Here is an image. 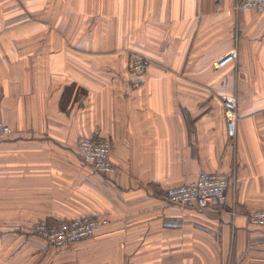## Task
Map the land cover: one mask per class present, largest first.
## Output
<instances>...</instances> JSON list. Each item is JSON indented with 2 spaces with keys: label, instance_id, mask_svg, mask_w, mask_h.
<instances>
[{
  "label": "crops",
  "instance_id": "1",
  "mask_svg": "<svg viewBox=\"0 0 264 264\" xmlns=\"http://www.w3.org/2000/svg\"><path fill=\"white\" fill-rule=\"evenodd\" d=\"M235 7L0 0V120L11 130L0 141V263L12 247L30 252L38 221L98 215L108 224L79 242L83 264H264V228L245 217L264 209V8ZM235 32L236 61L216 69ZM133 55L150 61L138 89ZM232 94L233 140L220 100ZM85 136L111 141L116 172L80 160ZM203 172L231 176L222 205L164 201Z\"/></svg>",
  "mask_w": 264,
  "mask_h": 264
},
{
  "label": "built area",
  "instance_id": "2",
  "mask_svg": "<svg viewBox=\"0 0 264 264\" xmlns=\"http://www.w3.org/2000/svg\"><path fill=\"white\" fill-rule=\"evenodd\" d=\"M236 10L264 8V0H236ZM237 44V39H236ZM237 58L236 46L223 54L214 63L219 69L232 63ZM150 67L146 57L133 55L129 59L127 72L129 86L141 88ZM224 108L226 132L230 139L236 136L237 102L233 95L221 96ZM264 114V111H263ZM10 128L0 120V141L7 139ZM80 160L98 174H110L116 171L111 161L112 144L109 139L85 136L76 145ZM231 176L219 172L200 173L195 181L172 187L166 190V202L169 204L188 207L195 206L204 210L214 204L222 205L226 200V192L230 186ZM248 223L264 228V209L256 210L245 215ZM108 224V219L102 216H84L76 219L49 225L44 221L30 227L32 235L53 246H66L70 243L93 236L99 229Z\"/></svg>",
  "mask_w": 264,
  "mask_h": 264
},
{
  "label": "rangeland",
  "instance_id": "3",
  "mask_svg": "<svg viewBox=\"0 0 264 264\" xmlns=\"http://www.w3.org/2000/svg\"><path fill=\"white\" fill-rule=\"evenodd\" d=\"M237 36H238L237 32H235V34H234V43H235L234 46H236V39H238ZM234 62H232V63H234ZM221 68H223V67H221ZM221 68H219V69H221ZM128 85H129V82H128ZM233 96L236 98L235 95H233ZM220 100H221V98H220ZM236 102H237V99H236ZM263 111H262V115L264 118ZM237 116H238V105H237ZM224 120H225V117H224ZM95 138H98V137H95ZM102 138H104V137H102ZM90 169H92V168L90 167ZM92 171H94V170L92 169ZM95 173L98 174L97 172H95ZM100 175H104V174H100ZM164 201L166 202V192H165ZM167 204H169V203H167ZM171 205H174V204H171ZM177 206H179V205H177ZM188 207L198 210L193 205H189ZM84 216H98V215H84ZM84 216H80V217H84ZM80 217H74L71 219H76V218H80ZM102 217H104V216H102ZM71 219H68V220H71ZM68 220H64V221H68ZM64 221H62V222H64ZM38 222H40V221H38ZM44 222H46V221H44ZM54 224H59V223H54ZM49 225H53V224H49ZM93 236H91V237H93ZM91 237L70 243V244H68L66 246H62V247L61 246H53V245H50V244L46 243L45 241L39 239L38 237L32 235V233L30 232V229H29L26 232V240H30V242L33 245V248H31L30 252H28V254L21 253L19 247H17V246L12 247L9 249L8 254L4 257V258H6L7 262L0 263V264H21V263H24V264H83V259L81 257V248L79 247V242L86 240V239H89ZM23 255H26L25 261L20 260V258H18L19 256H23ZM2 256H4V255H2ZM33 256L36 258H33ZM20 261H21V263H20Z\"/></svg>",
  "mask_w": 264,
  "mask_h": 264
}]
</instances>
